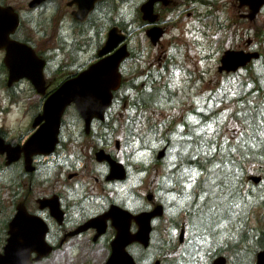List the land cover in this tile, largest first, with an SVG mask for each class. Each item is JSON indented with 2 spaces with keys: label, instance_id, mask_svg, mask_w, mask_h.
Segmentation results:
<instances>
[{
  "label": "flooded vegetation",
  "instance_id": "1",
  "mask_svg": "<svg viewBox=\"0 0 264 264\" xmlns=\"http://www.w3.org/2000/svg\"><path fill=\"white\" fill-rule=\"evenodd\" d=\"M23 1H25L23 5L26 7V11L24 12L20 6L16 5L14 0H0V5L5 7L13 6L19 13V16H21L20 24L16 27V30L10 34V39L22 43L26 42L40 57L46 60L44 72L47 78L51 74L56 73V71L59 72V69L64 67L67 68L68 62L59 58L58 68L53 71L50 70L51 59L48 57V53H51V50H41L39 48L41 45L35 41L36 36L41 37L40 41L42 45H46L49 41L47 34L50 28L53 26H60L63 30L70 29V31H66L62 35V43L59 48L66 52L68 58L70 57L73 60H77L80 59L81 56L89 55V60H83L73 67L71 62L68 68L71 70L68 72L67 76H65L69 77L70 75H74L86 69L92 62L101 60L103 56L113 53L114 49L107 53L102 52L105 44L110 39L109 30L112 26L118 25L126 34V43L129 49L128 57L124 59L120 66L122 70H126L127 74L129 72L132 77L131 79H126L128 84L127 87H143L145 91V86L147 85L158 87V85H160L158 84L160 83L158 80L163 78V84L167 87L165 90L168 91L169 94H173V96H166L168 94L165 95L166 92H163L164 94H150L149 101L152 99L155 101L152 108L154 113L159 111V108L162 106V100L168 101L166 102V104L170 106L168 109L175 107L171 105H178L184 102L182 97H177L181 92L178 93L177 90H174V87H176L174 84L176 83L177 74L179 72L186 76L189 75L190 81L189 83H184V85L188 88L187 84H191L190 86L193 88L192 85H197L198 83L196 74L198 61L203 60L211 63L218 58L220 62L226 49H241L243 47V40L239 38V36H242V33L238 31L241 22L236 18H232L231 25L227 26L228 34L226 37L227 40L230 41V43L228 42L229 44L226 45L227 47L221 48L217 44L213 46L212 41H207L209 45L208 48L205 49L206 53H201L200 58H198L194 38L192 37L194 29L190 27L187 19L195 14V7L198 2L202 4L209 0H155L153 4L154 13L150 14L149 17H145V11L143 10L144 4L149 0ZM112 3L115 10L124 3L128 5L127 7H129L131 11L119 10L117 19L113 20V12L111 11ZM235 5L238 7L237 12L240 17L243 15L244 11L248 10V8L241 9L239 3ZM49 9L53 11L54 17L45 15L46 11ZM200 12L199 15L202 16V20H204L203 17L205 14L202 11ZM151 20H153V22H151ZM136 22H140V31L144 35L146 34L145 39L149 41L151 44L150 47L154 50L151 49L152 51H149V47L144 48L142 38H140V45L134 48L132 38H134L136 29L131 26ZM185 23L188 24L187 28L184 29ZM153 26L154 29H152ZM178 26H182V28L181 31L176 32L175 30ZM138 28L139 27H137V29ZM243 48L254 50V41L252 40L250 43L246 41ZM7 51L8 50L5 48H0V77H4L7 92L12 93L22 81H29V78H19L16 81L8 82L10 72L5 61ZM52 51H55V49ZM139 67H141V72H143V77L145 78L144 81L140 83H138V77H135V72ZM219 74L223 75L225 73L223 71ZM47 84L49 89L53 85V82L48 81ZM122 90L123 88H120L115 91L113 104L107 109L105 119L94 118L92 127L93 133H85V137L87 138L86 142L94 147V155L90 157L93 163L90 165L87 156L81 159V164L77 167V161H79L77 158L72 159L69 154L63 155L62 157V155H60L61 149L66 147L64 143H59L57 149L51 154L52 156H33L32 165L28 164V158L25 152L20 153L19 160L10 161L9 154L7 152H2L0 149V156L5 165L4 167H0V174L5 171L10 177L8 184L12 187L14 197L23 189L25 195L22 199L26 203L28 211L40 215L44 218L46 223H48L47 241L52 246V250L48 257L45 258L47 259V263L45 264L106 263L111 257L113 240L118 233L115 220L110 214V209L114 206L123 210L124 226L127 231L125 208L129 209L130 207L128 198L129 187L127 183L130 177L135 176L136 169H131L130 166L127 167L129 177L123 179L120 154L122 146L119 144L118 130L122 127L121 120L127 119V117L129 118L133 114L120 111L122 100L123 107L127 108L129 104L127 99L121 97L120 92ZM146 90L149 89L147 88ZM146 97H148V95ZM133 99H135L134 96ZM192 108V116H196L197 119H200L201 110L195 107L193 100ZM80 119L82 122L84 121L82 118ZM181 119H183V121L185 119L183 123L185 125L184 128L175 125L173 127V130H175L174 133L167 134L160 138L159 141L157 140L158 146L155 149L150 147V151L153 154L150 163L158 170L156 174L157 178L154 180L155 191L151 200L152 204L151 202L149 203L150 205L145 203L140 204L143 199V191H140V189L135 188L137 191H135L132 197L139 205L138 207L131 208L134 212H142V210L152 209L154 204H162L164 213L155 217V222L163 223L165 228H175L179 225V220L176 218L177 213L170 211L172 207L168 204V197L166 195L170 188L164 177L168 172L175 171V169L169 168V164H175L173 160L171 162L167 161L170 159L168 146L172 145V137L174 135H179L180 137L191 135L188 133V125L192 122L187 120L186 116H182ZM168 122L169 119H167L165 115V119L160 123L154 124L153 128H157L160 131L165 125L167 126ZM173 122L176 124L177 120L171 121L169 125ZM188 122L189 124H186ZM64 124L65 130L67 122L65 121ZM31 125L33 127V121ZM32 130L33 128L26 132L21 140L15 142L10 140L8 135L6 136L5 129L0 126V137L3 138L6 143L18 145L27 139V136ZM92 135H95V137L92 138ZM64 137L65 135H63V139ZM73 140L79 141V147L77 149H84L85 142H82L80 137L70 132L68 141L71 142ZM60 142H62V138ZM112 148L116 149V153H114ZM99 149L109 152L118 162L119 170L117 173L112 171L109 160H99L97 158L96 152ZM74 151L75 150H73V152ZM161 151H163V154H160ZM58 156L61 157L60 161H58ZM74 161H76V163ZM68 162L71 163L73 167L69 165V169L64 172V168L61 165ZM65 173H67L66 176ZM250 193L253 200L251 207L255 206L254 208L256 211L259 209L264 213V182L260 187L256 185L253 186ZM43 197H55L52 206L45 205L41 208L38 199ZM17 204L16 202L13 206V216L17 210ZM239 218L240 216L238 219ZM236 221H232L231 223H234L233 226L239 233L240 229ZM180 224L184 225V221ZM230 224L227 228L234 229ZM132 227H137L135 221ZM253 229V233L250 231L247 233L248 235L242 233L239 236V240L236 241L237 249H235L233 255L237 259L238 264L243 263V249L251 241H254L255 246L259 248L258 251L264 248V222L256 225ZM173 237L174 236H172V238ZM225 239L229 241L228 237ZM211 244V247H214L216 241L212 239ZM223 248L225 249L223 253L226 259H228L227 264H232L229 243L225 242ZM127 250L129 252V244ZM244 255L246 256V251ZM254 255L256 258L257 253L253 254V258ZM45 259L35 261L34 264H42ZM256 261L257 258L255 262Z\"/></svg>",
  "mask_w": 264,
  "mask_h": 264
},
{
  "label": "rangeland",
  "instance_id": "2",
  "mask_svg": "<svg viewBox=\"0 0 264 264\" xmlns=\"http://www.w3.org/2000/svg\"><path fill=\"white\" fill-rule=\"evenodd\" d=\"M214 3H202L198 2L197 6L195 7V14L187 19V22L189 23L190 27H193V32H192V37L194 38L195 42V49L196 53L198 55V58H200L201 53H206L205 49L208 48V43L207 41H213L215 44H227L226 42V35L227 32L225 29L226 26H230L232 23V18H236L237 20H240L241 24L239 25L238 31L242 33V36L239 38H242L243 41H246L245 39L248 36H252L253 39L257 42V48L261 50L264 53V11L259 13L257 15V18L254 19V21L247 19L243 20L240 18L238 15V7H236L235 3H237V0H213ZM17 6H20L23 9V12L26 11V7L23 5L25 1L23 0H14ZM128 5L122 3L121 7L118 9H114L113 3L111 4V11L112 13V18L113 20H116L118 17V11H128L130 12V8L127 7ZM127 7V8H126ZM214 8L213 12L212 8ZM210 13L204 15L202 20V16L199 14L202 11H208ZM45 15H48L49 17H54L55 15L53 14L52 10L46 11ZM242 20V21H241ZM115 22V21H112ZM111 22V23H112ZM185 23V28H187V24ZM140 22L134 23L131 27L135 28L134 32V38H132L133 46L134 48L141 42L142 38V44L144 48L149 47V51L154 50L151 48V44L146 38V34L144 35L140 31ZM130 26V25H129ZM183 26V25H182ZM182 26H178V28L175 30L176 32L181 31ZM110 27V24H109ZM137 27H139L137 29ZM70 31L68 30H63L60 26L57 27H52L48 30L47 37H49V41L47 42L46 45H42V42L40 41L41 37L36 36L35 41H37L41 46L39 47L41 50H51V53H48V57L51 59V65H50V70H55L59 66V60L63 59V61L68 62L67 68H61L59 69V72L56 71V73L51 74L48 76L49 78L57 82L59 79L67 76L68 72L71 69H68L71 62H72V67L75 66L77 63H81L83 60H89V55H84L81 56L80 59L73 60L72 58H68L66 56V52L61 50L59 46L62 43V35L66 32ZM257 31V32H256ZM31 36V35H29ZM133 37V36H132ZM230 43V41H229ZM244 43V42H243ZM39 46V45H38ZM244 46V45H243ZM227 47V46H225ZM55 51H52L54 50ZM152 49V50H151ZM137 50V49H136ZM60 58V59H59ZM198 66L196 69V74L198 78V83L197 85H192L193 88H191V84H187L188 88L184 85V83H189L190 77L189 75H183L180 72L177 74L176 78V83L174 84L176 87H174V90L177 89V92L180 93L183 96V101L181 104L178 105H171L175 106L174 108L168 109L170 107L166 102L168 101H161L162 106L159 108V111L157 113H154L153 111H146L143 112L144 118L147 120L145 123H141L138 125V129L140 132H148L147 130L149 129V126H151V123L157 124L160 123L165 119V115L167 116V119H169V122L167 126L165 125L161 130L163 132H166L169 134L170 132L173 131V127L175 125H180L185 122V119L183 121L182 116H192V100L194 101V105L196 108H199L200 110L208 109L214 111V113L219 114L221 112H225V114L228 116V120H226L224 123L225 125L229 122L234 120L230 116L231 113L237 112V109L239 108V95L237 97H232L231 93L235 92V88H232L233 85L237 86L239 85V81L246 79L247 80V72L245 70H241L239 75H236L234 77H229L230 75H221L218 72V58H216L215 61H212L211 63L205 62L203 60L198 61ZM261 63L256 62V65L251 68L252 70L250 73L252 74L253 77L255 75L257 78L261 79L262 76H264V68L263 64L260 66ZM192 68V67H191ZM140 69V70H139ZM137 71L135 72V77H138V80L140 82L144 81L143 77V72H141V67H139ZM204 69L203 71H201ZM55 72V71H54ZM142 73V74H141ZM126 78L131 79V75L128 74L126 75ZM231 81V83H230ZM158 82L162 83L164 82V79H159ZM0 126L5 129L6 136L8 135L10 137V140L13 141H19L21 140L22 136L25 135L26 132H28L32 125L31 122L33 121L34 117L38 115L39 111L42 109V95L37 93L31 82L27 81H22L18 87L12 92L8 93L6 89V83H4V77H0ZM234 86V87H235ZM249 86V88L254 87L253 83L252 84H247L246 87L243 89H246ZM222 87H225L222 92L216 96V99L213 101H210V98H208V95L212 93L213 89H221ZM197 88V89H196ZM162 91H159L160 94H164ZM165 92V91H164ZM257 93V92H256ZM129 94V91L126 90V93L124 94ZM223 94V95H222ZM243 97H246L244 93H242ZM166 95V94H165ZM180 95V96H181ZM168 96V95H166ZM177 95V97H180ZM160 98V97H159ZM158 98V99H159ZM181 98V97H180ZM233 101H236L233 103ZM206 105V107H205ZM120 111L127 112V110H123V108H120ZM130 112V111H129ZM142 111L139 110L137 113L132 112L133 118H138V114H141ZM154 114V115H153ZM189 114V115H187ZM142 116V115H141ZM140 116V117H141ZM177 123L174 124V122L169 125L171 121H176ZM67 126L66 129L64 130L63 135L64 137V144H66L65 148L61 149V154L62 157L63 155L69 154L72 159L79 160L77 161V165L81 164V159L85 156H87V160L89 161V165L92 162L91 156L93 157L94 155V147L92 145H89L86 140L87 138L81 135L82 130H83V124L81 120L79 119V115L76 113V110L74 107L70 108L67 111L66 115V120ZM122 121V120H121ZM140 121V120H139ZM132 129V132L135 133L136 129ZM154 129V128H152ZM150 129L149 134L150 137H153L156 139L157 135L155 136L154 131ZM142 130V131H141ZM159 130V129H158ZM72 132L74 135L79 137L80 135V140L82 142H85V147L83 150L77 149L79 147V141H68V136L69 133ZM123 132V131H122ZM126 134V133H125ZM128 136V134H127ZM159 140L160 138L164 137L162 134L158 135ZM138 138V136H135V139ZM148 138V136H146ZM177 135H174L172 137L173 141L176 143H181L183 144L184 142L180 139ZM119 140H121L122 143V149L120 150L121 154V160H123L126 165L130 166L131 169H136V173L134 177H130L129 181L127 183V186L129 187V205L130 209L134 207H138V202L133 200V195L135 194V191H137L135 188L140 189V191H143V199L141 200L140 204H149L147 193L152 192L155 189V174L154 170L156 169L155 167L152 166L150 163L151 158L153 157V154L151 153V156L147 159H137L136 156L138 154L137 151H133L132 148L129 147V145L132 143V138L128 136L126 139V136L124 134H119ZM220 144L223 142V140L218 141ZM141 144H143V140L141 139ZM150 144V143H149ZM149 144L147 145V148L150 149ZM224 144V143H223ZM225 145V144H224ZM171 146H174L173 143ZM73 150H75L73 152ZM114 153H116V149L112 148ZM73 153H72V152ZM138 151H144L143 148H138ZM169 152V151H168ZM76 154V155H75ZM59 155V156H60ZM58 156V161H60V158ZM170 157V154H169ZM168 162H171V158L167 160ZM174 161V160H173ZM76 163V161H74ZM73 162V163H74ZM72 163V164H73ZM187 163V162H186ZM69 165L71 166V163H66L61 165L64 168V172L69 169ZM4 163L2 160V157L0 156V167H4ZM73 167V166H71ZM17 170V169H16ZM247 171H249V175H243V179L236 178V182L238 187H240L243 190V194L245 196L247 195V189H248V177L251 174H263L262 170H257V168H249ZM67 173H65V176ZM1 176V181H0V251L3 249V245L6 241V231L8 229V221L11 219L12 214V209L13 206L15 205L16 202L21 201V199L25 195V191L21 189L19 194L14 197V193L12 190L11 185L8 184V180L10 177L8 174L3 171ZM18 181V180H17ZM248 182V183H247ZM10 183V182H9ZM138 183V184H137ZM240 183L243 184V187H241ZM137 184V185H136ZM167 185L170 187L171 193L176 191V188L173 185H170L167 183ZM171 193L166 194L167 197H169V205L175 209H178L177 211L181 210L180 208L176 207V202L171 199ZM16 199V200H15ZM252 201L249 202V207L245 210L243 214L240 215V218L237 219L236 224L239 226L240 232L242 231H250L253 233L256 225H259L260 223L264 222V213H262V210L257 209L255 210V206H252ZM141 206V205H140ZM182 212V210H181ZM179 213H177L178 215ZM183 217L184 216H180ZM181 219V218H179ZM156 228L154 229V236L152 239V247L148 250H140L139 247H135L133 251L134 254L139 257L140 263L142 264H158L156 262V259H159L162 264H170V262H175L174 264H207L209 262L208 256L210 254L208 249V244H209V238L208 237H202V239L205 241L203 244L200 245V248L198 249L201 252L200 256L196 255V252L193 250V247L189 246V242L192 240V230L189 228L187 230L185 239L186 241L184 243H180L178 239V235L180 232V229L175 231V239L178 240L175 245H172V241L170 240L169 232L164 226L163 223H155ZM229 236L231 233H234V237L236 238L237 233L236 232H228ZM177 237V238H176ZM174 238L173 240L176 241ZM225 240V237H221V239L217 242L218 244L223 243ZM211 243V240H210ZM254 243V241H253ZM206 250H205V249ZM258 248V247H257ZM169 251V252H168ZM246 251V247L243 249V263L242 264H254L253 260L255 262L256 258L254 255L247 252L246 256L244 255ZM167 253L170 254L169 258L166 260H163L165 257V254ZM47 263V261H44V264Z\"/></svg>",
  "mask_w": 264,
  "mask_h": 264
},
{
  "label": "water",
  "instance_id": "3",
  "mask_svg": "<svg viewBox=\"0 0 264 264\" xmlns=\"http://www.w3.org/2000/svg\"><path fill=\"white\" fill-rule=\"evenodd\" d=\"M248 2L253 8L250 14H254L260 10L264 4V0H243ZM154 0L147 2L145 11L148 16L152 13V5ZM19 18L17 14L10 12V9L0 6V47L6 46L8 54L6 61L10 70V80H16L21 76H29L36 84L39 91L44 92L45 81L43 66L45 61L35 56L34 51L27 45L20 42H12L9 39V34L14 32L15 26L18 24ZM117 27L110 31V45L103 51L111 50L123 41L125 35H118ZM127 45L124 44L113 55L102 59L101 62L92 64V66L81 72L80 75L70 78L64 82L54 93L50 94L46 100L44 112L37 121L45 119L40 128L31 135L24 148L29 147V151L49 153L55 148L58 141V133L60 130V121L63 111L68 104L74 100L77 106L85 117L90 120L94 114L102 115L103 109L111 102L112 90L116 88L121 81L119 64L127 54ZM240 53V54H239ZM234 53L228 52L223 59L227 69H236L240 65H245L251 59L250 53ZM258 56L259 53L254 54ZM0 149L2 151L10 149L9 145H4L0 141ZM103 159L105 156L102 153L98 154ZM11 158V157H10ZM17 157H12L16 159ZM123 168V166H122ZM44 200V199H43ZM40 200L42 207L45 202ZM151 213H142L137 217L140 221L139 232L131 233L130 231V217L126 215L128 242L132 239L144 241L149 243L151 232V217L156 211ZM17 215L10 222V229L8 231L9 237L7 243L4 245V251L0 252V264H30L32 262V253L36 251L37 258H42L50 250L46 242L47 226L40 217L31 215L27 212L24 203L18 206ZM120 236L114 241L113 255L108 264H138L135 262L131 254L128 260L122 259V254L125 252V231L120 227ZM215 264H225V261L220 258ZM257 264H264V251L259 252Z\"/></svg>",
  "mask_w": 264,
  "mask_h": 264
},
{
  "label": "snow or ice",
  "instance_id": "4",
  "mask_svg": "<svg viewBox=\"0 0 264 264\" xmlns=\"http://www.w3.org/2000/svg\"><path fill=\"white\" fill-rule=\"evenodd\" d=\"M231 96L237 97L238 94L232 92ZM129 111L135 112V109L129 106ZM233 115L235 119L226 125L224 122L228 116L225 112L201 115L200 119L187 116L186 119L192 122L188 125L191 135L180 137L185 141L183 144L173 142L174 146H168L171 160L177 163L169 164V168L175 171L168 172L164 179L176 188L171 199L188 217V227L192 230L189 246L197 256L201 255L198 249L205 242L202 237L210 238L211 233L225 230L245 212L252 200L237 185L233 154L244 158L255 156L258 151L264 153V107L256 109L245 104ZM139 123L131 121L129 133L132 134V143L129 147L138 152L137 159L147 160L151 156L147 145L151 143L152 149L158 145L138 128L132 132ZM179 127L184 128L185 125L182 123ZM135 136H139L143 144ZM220 140L229 147L221 148L218 145ZM138 148L144 151H138ZM217 152L219 156L215 155Z\"/></svg>",
  "mask_w": 264,
  "mask_h": 264
},
{
  "label": "trees",
  "instance_id": "5",
  "mask_svg": "<svg viewBox=\"0 0 264 264\" xmlns=\"http://www.w3.org/2000/svg\"><path fill=\"white\" fill-rule=\"evenodd\" d=\"M254 83L255 84H257V79H255L254 80ZM259 85H260V88H253V89H251V90H248V94H249V97L250 98H252L253 97V94L251 93V92H253V91H257V93L259 94V96H261V100L257 103V104H255V106H252V107H254V108H256V109H260L261 107H264V79H263V81H259ZM263 94V97H262V94ZM252 101L250 100H248L247 101V103L246 104H248V103H251ZM256 102V101H255ZM253 159L256 161V163H261V164H264V153H261V152H257L256 153V155L255 156H253ZM258 164V166H260Z\"/></svg>",
  "mask_w": 264,
  "mask_h": 264
},
{
  "label": "bare ground",
  "instance_id": "6",
  "mask_svg": "<svg viewBox=\"0 0 264 264\" xmlns=\"http://www.w3.org/2000/svg\"><path fill=\"white\" fill-rule=\"evenodd\" d=\"M238 161L239 160H235L234 161V163H233V171L237 168V166H238ZM217 162H219V161H217ZM188 223L189 222H186V224H184V225H181V224H179V225H177L176 226V228L177 229H180V232L179 233H181V232H186L189 228H188ZM177 238V237H176ZM176 240V239H175Z\"/></svg>",
  "mask_w": 264,
  "mask_h": 264
}]
</instances>
